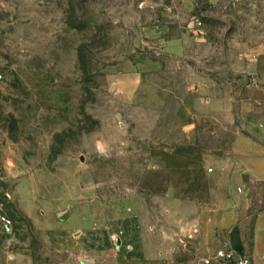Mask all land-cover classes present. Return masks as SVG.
Instances as JSON below:
<instances>
[{
    "label": "rangeland",
    "instance_id": "obj_1",
    "mask_svg": "<svg viewBox=\"0 0 264 264\" xmlns=\"http://www.w3.org/2000/svg\"><path fill=\"white\" fill-rule=\"evenodd\" d=\"M245 117L264 121V0H0V206L26 224L35 264L116 258L42 254L26 189L59 224L70 195L108 216L129 200L156 261L203 264L226 246L220 205L245 199L228 167Z\"/></svg>",
    "mask_w": 264,
    "mask_h": 264
},
{
    "label": "crops",
    "instance_id": "obj_2",
    "mask_svg": "<svg viewBox=\"0 0 264 264\" xmlns=\"http://www.w3.org/2000/svg\"><path fill=\"white\" fill-rule=\"evenodd\" d=\"M242 127L247 135L239 142L246 145L247 149L241 153L233 151L228 167L233 182L244 187L245 199L241 203L243 206L230 203L220 205L214 221L220 231L217 245L225 243L224 248L249 256L255 264H264V196L259 198V211L251 213V235L245 234L242 229L247 217L244 205L249 211L254 204L251 199L253 186H261L259 189L264 190V121L245 117L242 119ZM34 197L35 191L24 190L18 200V210L19 214L29 217L36 225L42 226L44 223L45 227L42 226L35 237L45 256L66 255L69 259L82 261L86 256L99 259L113 254L115 264H162L156 260H160L159 257L165 252L144 245L136 208H133L129 200L113 203L114 209L110 211L111 216H108L105 211L110 204L104 205L105 209L101 207L93 210L88 203L77 202L70 195L66 205L57 201L60 207L54 206L56 212L64 206L70 208L69 218L64 217L68 220L59 224L52 220V211H48L49 214L38 211L34 203L30 202ZM18 217L13 207L4 204L0 206V264H35L33 238L26 224L18 220ZM2 219H8L10 225H6ZM11 256V260L6 262V257ZM81 263L89 264L87 261Z\"/></svg>",
    "mask_w": 264,
    "mask_h": 264
},
{
    "label": "built area",
    "instance_id": "obj_3",
    "mask_svg": "<svg viewBox=\"0 0 264 264\" xmlns=\"http://www.w3.org/2000/svg\"><path fill=\"white\" fill-rule=\"evenodd\" d=\"M210 173L213 169L209 170ZM6 225H10L8 219H2ZM203 264H255L254 261L247 255L237 252L231 248H223L217 250L211 256L203 260Z\"/></svg>",
    "mask_w": 264,
    "mask_h": 264
}]
</instances>
